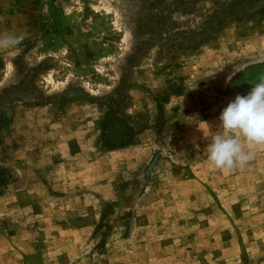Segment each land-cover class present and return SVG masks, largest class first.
I'll return each instance as SVG.
<instances>
[{"label":"rangeland","instance_id":"rangeland-1","mask_svg":"<svg viewBox=\"0 0 264 264\" xmlns=\"http://www.w3.org/2000/svg\"><path fill=\"white\" fill-rule=\"evenodd\" d=\"M175 2L0 0V264H264V148L206 151L264 0Z\"/></svg>","mask_w":264,"mask_h":264},{"label":"clouds","instance_id":"clouds-1","mask_svg":"<svg viewBox=\"0 0 264 264\" xmlns=\"http://www.w3.org/2000/svg\"><path fill=\"white\" fill-rule=\"evenodd\" d=\"M24 39V34L0 33V51L14 49ZM260 148H264V77L246 95L237 94L228 102L215 127L209 125L207 160L214 171L232 172L246 167Z\"/></svg>","mask_w":264,"mask_h":264},{"label":"trees","instance_id":"trees-1","mask_svg":"<svg viewBox=\"0 0 264 264\" xmlns=\"http://www.w3.org/2000/svg\"><path fill=\"white\" fill-rule=\"evenodd\" d=\"M175 1L176 0H150V5H153L155 3L157 6H160V7L161 6H165V5L168 6V5L173 4ZM182 1L183 0H180V1L178 0V3L182 2ZM258 2H259V0H248V3H251V5H254V4L258 3ZM175 3H177V2H175ZM234 4L235 3H232V5H234ZM234 6H232V7H234ZM162 8H165V7H162ZM225 12H226L227 15H232L233 14L232 11H225ZM223 19H224L223 15L219 16V18H218L219 21L218 22H221ZM213 28L214 27H210V29H213Z\"/></svg>","mask_w":264,"mask_h":264}]
</instances>
